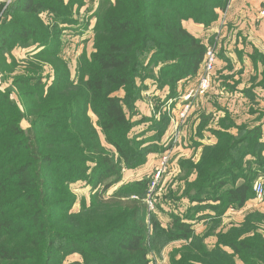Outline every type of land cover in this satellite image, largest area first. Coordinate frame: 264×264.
Here are the masks:
<instances>
[{
    "label": "trees",
    "instance_id": "trees-1",
    "mask_svg": "<svg viewBox=\"0 0 264 264\" xmlns=\"http://www.w3.org/2000/svg\"><path fill=\"white\" fill-rule=\"evenodd\" d=\"M27 1L26 12L41 10L42 6H33L34 0ZM229 2L110 0L98 12L88 78L82 85L68 84L59 94L61 99L49 108L42 106L27 129L21 125L24 112L0 90V236L8 237L0 241V264H64L72 252L82 258L73 264H150L143 217L147 209L130 198L147 188L150 178L128 183L108 198L105 193L120 182L123 169L142 166L148 155L163 154L167 148L148 149L131 137L134 123L122 101L133 98L149 48L153 55L164 54L172 60L165 68L173 73V85L194 76L198 83L210 45L189 32L183 21L210 25L218 20L216 9L225 11ZM120 90L126 97L119 95ZM177 94H170L168 100ZM181 97L179 91L176 113ZM52 102L53 94H49L47 103ZM228 121L227 126L235 125ZM261 130L260 125H247L238 127L237 136L222 134L203 156L206 163L201 160L196 167L198 183L217 180L219 189L235 183L225 190L227 203L243 208L255 196V175L239 171L238 162L243 156H256L254 146L264 144ZM246 143L250 148L235 155ZM223 172L234 182L224 178ZM78 180L90 185L95 195L89 205L73 212L77 197L71 186ZM238 180L241 183L236 184ZM150 223L155 235L162 233L168 240H188L195 231L187 219L175 220L171 228L153 217ZM227 246L242 260L243 250L254 251L264 264V240L256 246L253 239L238 236ZM195 259L185 256L183 260L194 264Z\"/></svg>",
    "mask_w": 264,
    "mask_h": 264
},
{
    "label": "rangeland",
    "instance_id": "rangeland-1",
    "mask_svg": "<svg viewBox=\"0 0 264 264\" xmlns=\"http://www.w3.org/2000/svg\"><path fill=\"white\" fill-rule=\"evenodd\" d=\"M26 2L0 0V90L7 92L24 112L21 125L25 129L31 126L42 106L49 108L61 99L59 94L68 84L82 85L88 78L98 12L110 0H34V7L42 6L37 12L23 10ZM230 2L225 11L216 9L219 15L217 21L224 27V33L217 30L218 26L216 30L211 29L213 23L205 26L191 19L203 25L200 39L207 37L204 41L215 49L217 62L210 89L195 101L193 110L179 125V134L176 128L173 130L172 116L176 113L179 91L191 85L188 82L195 76L173 85L170 82L173 73L165 68L172 60L164 54L153 55L151 48L144 52L133 98L122 101L124 110L134 123L130 135L136 137L143 147L155 149L161 146L167 148L170 154L173 150L184 151L183 155L171 156L166 173L155 187H152L155 171L151 174L146 172L140 179L150 178L149 185L130 196L140 202L138 206H146L147 209L143 217L150 264H186L183 260L185 256H195L194 264H263L254 251L243 250L242 260L227 243L240 236L253 239L256 246L261 245L264 240V210L258 205L264 202V195L259 197L255 193L251 205L247 206L249 202L245 205L247 207L239 209L236 205H228L226 186L219 189L217 180L201 183L197 180V165L201 164V160L206 163L203 156L214 147L201 143L208 128L210 133L224 137L222 134L230 129L224 125L229 123L231 115L240 114L243 108L250 112L263 111L257 113L253 120L259 122L264 118V50L258 48L257 41L249 32L252 24L249 18L245 20L244 17L241 25L229 22ZM263 5L264 2L259 7L260 12L264 9ZM258 18L263 19L264 16L259 13ZM236 89H241V93L232 94ZM177 91V96L170 103L169 95ZM118 93L126 97L125 91ZM49 94H53L52 103H47ZM89 115L96 123V115L92 111ZM247 125L252 126L253 123L240 124ZM222 128L224 132H221ZM37 129L43 128L37 126ZM262 137L263 132L260 133ZM101 138L104 141L103 134ZM186 145H190L191 149H187ZM254 147L256 156H243L237 169L245 174H254L255 186L257 182L264 184V144ZM248 148V143L242 144L235 155L239 157ZM140 167L133 168L129 178L125 175L131 170L123 169L120 182L105 193L106 198L136 181L135 177L141 175ZM222 175L230 183L234 182L228 172ZM71 187L77 197L72 211H81L83 206L90 204L95 191L84 180H78ZM199 213H204L201 217L208 221L203 223L204 226L194 227V235L188 240H168L162 233L155 235L151 228L150 217L171 228L177 219H187L191 223L197 218L201 220ZM7 239V236H0V241ZM75 260L82 258L72 252L65 258L64 264H73Z\"/></svg>",
    "mask_w": 264,
    "mask_h": 264
},
{
    "label": "crops",
    "instance_id": "crops-1",
    "mask_svg": "<svg viewBox=\"0 0 264 264\" xmlns=\"http://www.w3.org/2000/svg\"><path fill=\"white\" fill-rule=\"evenodd\" d=\"M231 1L232 2H230V7L228 9V11H229L228 12V20H230L229 22H233V24L241 25V22H242L241 20L244 17H245V20H247L246 18H249V22L252 23V24H250L249 32H250L252 38H254L257 41V43H258L257 45L259 46L258 48L264 50V18L263 19L258 18L259 13H260L259 7H260V5H262L264 0H231ZM184 24H185V28H187V30L189 32H191L194 36L201 38V35L203 33V30H204L203 25L196 24L192 20L185 21ZM220 24L221 23H219V21H215L212 24L211 29L216 30V28L218 26L217 30H219L220 33H224V27L222 28ZM204 38H207V37H202L203 41H204ZM204 42H207V41H204ZM195 80H197V77H195L193 80L189 81L188 83H190L191 85H189V86L185 85L186 88L184 90H180V94H182V95L185 94L190 87H193L194 85H196L197 83H194ZM240 90L241 89H238V90L236 89L233 91L232 94H234V95L240 94L241 93ZM262 112L263 111H261V110H259L258 112H256V111L250 112V111L246 110L245 108H243L242 112L240 114L235 113L234 115H231L232 119L231 118H229V119H231L235 123V125L232 127H229L226 124V126L230 128V129L226 130V133L237 136L238 135V127L240 126V124L242 122H250V123H253L252 126L260 125L262 127L261 132H263V137L261 138V141H264V118L259 120V122L257 120H253V118H255L257 116V113L261 114ZM158 114H160V113L158 112ZM172 125H174V124H172ZM175 128L176 127L174 125L173 130H175ZM170 129H171V127L169 128V130ZM220 130H221V132L225 131L223 128ZM209 131H210V129L208 128L207 132L204 135V139L203 138L201 139V143H202V145L206 144V145L215 146L220 142L219 141L220 137L215 135L214 133H210ZM185 147H187V149H191L190 145H186ZM175 154L183 155L184 151L173 150V152L171 154L172 158ZM162 155L163 154H161V152L154 153V154L150 155L146 164L143 165L144 167H142V166L140 167V168H142L141 169L142 171L139 172L141 175L138 177H135L136 179L135 178L134 179L139 180L140 178L144 177L146 172H148L147 174L153 173L155 171V168L158 167ZM249 156L250 155H247L248 158H249ZM143 168H145V169H143ZM129 170H131V171H128L126 173L125 178H129V174H131V172L134 171L133 169H129ZM138 170L139 169H137L136 171H138ZM239 183H241V180H238L236 182V184H239ZM234 185H235V183L232 185H228L225 189H228ZM249 202H250V204H248ZM246 205L247 206L251 205V199L246 203ZM247 206H245V207H247ZM258 206L260 209L264 210V202ZM199 214H201L200 215L201 220H199L197 218V219L192 221L193 226L195 228H197L198 226H201V225L204 226L203 223L205 221H208L207 219L201 217L202 214H204V213H199ZM237 222H239V221H237Z\"/></svg>",
    "mask_w": 264,
    "mask_h": 264
},
{
    "label": "built area",
    "instance_id": "built-area-1",
    "mask_svg": "<svg viewBox=\"0 0 264 264\" xmlns=\"http://www.w3.org/2000/svg\"><path fill=\"white\" fill-rule=\"evenodd\" d=\"M261 15L264 16V9L261 10ZM217 62V54L215 49L212 46H208L205 54V60L203 64V70L199 75V80L196 85L189 88V90L182 95L181 99L183 103L181 105L180 110L177 113H174V117L172 116V120L174 121V125L177 130V134H179V125L182 121H185L189 116L191 111L194 108L195 101L201 97H203L212 85V74L216 67ZM174 100L171 99L170 103ZM178 137V136H177ZM171 160V154L167 150L163 153L159 165L154 173L152 187H155L156 182L164 175L168 169L169 162ZM255 193L257 196L262 197L264 195V184L262 182H257L254 186Z\"/></svg>",
    "mask_w": 264,
    "mask_h": 264
}]
</instances>
